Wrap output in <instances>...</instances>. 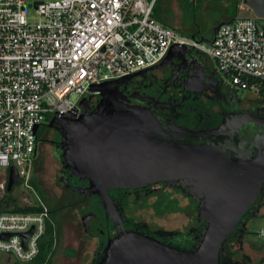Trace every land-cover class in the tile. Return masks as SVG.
I'll return each instance as SVG.
<instances>
[{"label":"flooded vegetation","instance_id":"obj_1","mask_svg":"<svg viewBox=\"0 0 264 264\" xmlns=\"http://www.w3.org/2000/svg\"><path fill=\"white\" fill-rule=\"evenodd\" d=\"M243 94L228 84L214 60L191 49L185 56L170 59L120 87L121 107L115 117L139 113L137 116L143 119L140 128L114 121L101 124L122 128L124 133L120 131L119 135L123 138L124 134H133L151 145L168 146L175 153L169 160H174L176 153L202 150L206 158L214 155L227 161L221 162L219 171L232 172L230 167L239 165L235 159L264 150V101L250 103ZM94 98L89 109L79 107L78 117L95 111L100 97ZM42 127L47 137L43 155L37 160L42 141L39 137L35 166L43 169L48 160L45 158H52L53 175L50 180L34 176L41 192L38 194L49 207L54 233L53 251L44 264H101L111 245L125 235L183 251L197 249L208 226L205 208L209 190L205 181L172 173L168 178H144L117 185L107 180L101 164L96 163L99 160L91 155L96 162L90 165V178L79 167L78 154L71 150L67 133L51 122ZM222 127L223 133L215 134ZM175 214L185 218L186 223L169 229L162 221ZM260 220L264 221V183L228 234L219 264H264V253L255 263L245 251L246 244L260 247L251 239L253 226ZM229 239H234L231 246L238 251V257L232 259L222 255Z\"/></svg>","mask_w":264,"mask_h":264},{"label":"built area","instance_id":"obj_2","mask_svg":"<svg viewBox=\"0 0 264 264\" xmlns=\"http://www.w3.org/2000/svg\"><path fill=\"white\" fill-rule=\"evenodd\" d=\"M157 2L0 0V171L6 169L0 193L6 194L14 167L34 193L22 207L38 209L0 212V252L22 263L38 258L50 215L31 184L38 135L44 123L75 113L82 99L99 95L90 94L91 84L149 70L178 45L212 58L229 85L264 101V18L236 16L206 43L157 20ZM30 7L36 22L30 21Z\"/></svg>","mask_w":264,"mask_h":264},{"label":"water","instance_id":"obj_3","mask_svg":"<svg viewBox=\"0 0 264 264\" xmlns=\"http://www.w3.org/2000/svg\"><path fill=\"white\" fill-rule=\"evenodd\" d=\"M244 4L258 17L264 18V0H244ZM221 26L215 29L214 37ZM203 42L211 43L209 40H203ZM189 51L191 49L188 47L175 45L166 58L151 69L160 68L168 60L185 56ZM147 71L143 70L109 81L95 88L94 92L100 93V100L92 114L78 117L76 111L64 117H57L51 123L67 133L71 150L78 154L79 167L88 172L90 178L93 177L90 165L96 162L90 158L93 156L99 160L96 163L101 164V171L106 172L107 180L115 181L117 185L140 181L144 178L151 180L168 178L172 173L179 177L195 178L200 183L205 181L209 190L206 193L205 208L208 226L199 238L197 249L192 252L125 235L111 245L102 258L101 264H219L220 253L228 234L234 230L244 211L255 201L264 183V150L258 153L255 149L256 151L247 154V157L235 159V163L239 165L234 168L231 166L229 171L232 172H222L218 170V167L222 161H227L214 155L206 158L202 156V150H192L190 154L176 153L174 160H169L170 155L175 153L170 151L168 146L151 145L150 141L133 134H129L131 136L124 134L123 138L119 135L122 128L115 129L102 125L101 123L107 124V121H114L123 124L131 123L132 127L140 128L143 119L137 116L139 113L127 112V116L117 115L116 117L115 115L121 107L118 102L120 87L133 77ZM92 98L93 96H89L82 99L80 108L89 109ZM224 129L225 127H222L215 134L223 133ZM37 130L38 128L36 132ZM18 182H20L18 172L11 167L8 191L11 192ZM31 234L32 231L24 235V244Z\"/></svg>","mask_w":264,"mask_h":264},{"label":"rangeland","instance_id":"obj_4","mask_svg":"<svg viewBox=\"0 0 264 264\" xmlns=\"http://www.w3.org/2000/svg\"><path fill=\"white\" fill-rule=\"evenodd\" d=\"M245 6V10H241L240 7ZM172 14H173V28L178 30L183 35H186L190 38H193L197 41L203 42V40H213L215 36V29L231 20H233L236 16H254L255 13L244 4V0H240L238 4V12L235 14V3L234 0H170V6ZM28 15L30 16L31 22H36L39 18L35 15L34 9L30 7L28 9ZM264 22V21H261ZM193 49V48H190ZM194 50V49H193ZM208 57V56H207ZM210 58V57H208ZM212 59V58H210ZM213 61V59H212ZM106 83V82H104ZM91 84L89 86L88 91L94 93V89L98 86L104 84ZM87 96V95H86ZM95 97L94 99L99 98L98 95H89ZM243 99L247 102L260 104L263 102L261 98H258L256 95L248 92H244L242 95ZM77 96H74L76 99ZM97 103V102H96ZM47 132H44V128L40 129V138L41 143L38 149V158L43 155L44 148V139L47 137ZM48 159L46 164L43 165V169L37 168L36 174L40 177V180L47 179L50 180L53 175V166L50 162L51 159ZM35 169V167H34ZM6 173V169H2L0 171V176ZM35 179L34 173L32 174V180ZM31 180V184H32ZM1 181V179H0ZM32 188L38 193V190L32 184ZM33 190L27 188V185H24L22 182H18L14 185L13 190L9 192L7 195L0 193V201L2 203L10 198L13 203L18 206H24V198L26 197H34ZM182 204H185V201H182ZM165 223L166 227L169 229L173 228H181L182 224L186 223V219L181 215L175 214L168 217L166 220L162 221ZM254 236L251 237L252 241L255 242V246L263 248L261 249L255 248L254 246H250L248 244L245 245L246 253H249L253 258V262H257L258 259L264 253V233L261 235V232H264V221H259L255 226H253ZM261 243V244H259ZM0 264H38V263H22L16 260L10 254L0 252Z\"/></svg>","mask_w":264,"mask_h":264},{"label":"trees","instance_id":"obj_5","mask_svg":"<svg viewBox=\"0 0 264 264\" xmlns=\"http://www.w3.org/2000/svg\"><path fill=\"white\" fill-rule=\"evenodd\" d=\"M239 2H240V0H234L235 14H237V12H238L237 7H238ZM169 6H170V0H158L157 6H156L155 11H154V17L157 20H159L161 23L173 28V24H172L173 23V14H172L171 8ZM38 136L40 137V135H38ZM36 172L37 171H36V166H35L34 175H36ZM32 184L38 190L36 178L32 180ZM8 193H9V191L6 187V194L5 195H7ZM36 210H38L36 207H22V206L20 207V206L16 205L15 203H13L10 198L6 199L3 203H2V200L0 201V212H29V211H36ZM232 242H234V239L228 240L229 244L226 245V251H225V253H222V255L224 254V256L228 257L229 259H232V257H234V256L238 257V251H236L231 246ZM53 244H54V233H53V229H52L51 225L49 224L47 233L41 241L40 254H39L38 258L35 261H33L32 263L44 264L45 262H47V260L49 259V256L51 255V253L53 251Z\"/></svg>","mask_w":264,"mask_h":264},{"label":"crops","instance_id":"obj_6","mask_svg":"<svg viewBox=\"0 0 264 264\" xmlns=\"http://www.w3.org/2000/svg\"><path fill=\"white\" fill-rule=\"evenodd\" d=\"M264 233V232H263Z\"/></svg>","mask_w":264,"mask_h":264}]
</instances>
